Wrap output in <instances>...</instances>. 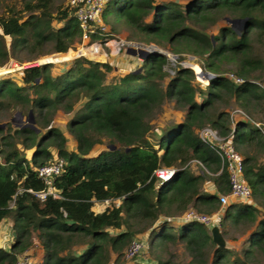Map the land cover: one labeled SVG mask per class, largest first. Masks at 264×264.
<instances>
[{"label":"trees","instance_id":"obj_1","mask_svg":"<svg viewBox=\"0 0 264 264\" xmlns=\"http://www.w3.org/2000/svg\"><path fill=\"white\" fill-rule=\"evenodd\" d=\"M101 19L109 36L125 26L129 39L192 55L214 76L200 84L195 69L178 62L175 67L186 68L169 75L162 70L173 69L164 64L165 53L159 62L145 56L140 71L109 82L114 65L85 57L59 73L47 63L19 70L18 80L0 76V223L10 219L13 229V241L0 247V264H15L35 241L42 250L38 264H264V0H108ZM222 20L209 36L206 30ZM0 29V68L12 59L72 55L82 36L66 0H0ZM110 45L118 49L116 41ZM92 46L94 59H101ZM165 102L182 118L154 135L151 117ZM58 113L66 116L62 124ZM16 115L23 123L12 121ZM29 116L36 129L26 125ZM204 127L242 156L249 198L221 207L217 194L229 193L228 175L200 138ZM104 140L109 147L93 154ZM56 157L63 160L54 182L59 197L42 201L28 190L44 189L36 170ZM161 168L174 172L158 184L154 171ZM189 209L220 211L222 236L241 244L217 247L209 226L174 222ZM138 234H146L150 262H124ZM176 245L185 262L171 251Z\"/></svg>","mask_w":264,"mask_h":264},{"label":"built area","instance_id":"obj_2","mask_svg":"<svg viewBox=\"0 0 264 264\" xmlns=\"http://www.w3.org/2000/svg\"><path fill=\"white\" fill-rule=\"evenodd\" d=\"M108 0H66V3L73 8V12L76 20L79 23V27L82 32L83 38H87L94 32H99L103 36H108L107 27L103 24L101 19V12ZM119 48L120 46H133L138 48H146L142 44H134L132 42L123 41L122 39L118 40ZM157 60V59H156ZM40 62L38 60L27 61V62H17L11 61L9 67L1 68L3 73L15 72L21 69L36 66ZM0 74V75H2ZM227 76L234 80L235 82H240V78L236 77L232 73H228ZM259 86L264 90V79L259 82ZM256 126L259 123H254ZM199 136L203 141L209 142L211 147L215 150L217 155L220 158L221 169L225 168L228 175L229 183V193L227 194H217L218 201L220 205L224 206L228 203V198H238V199H247L250 196V188L243 180L242 170V156L235 151L233 146L225 140L224 137H221L216 131L212 130L209 127H204L199 131ZM63 170V160L61 158H54L51 162L46 163L42 166H39L36 170L37 176L43 181L44 189L39 191H30L34 196L42 201L48 197L58 198L59 192L54 187V182L61 174ZM174 170L172 168H161L154 171V174L159 179L158 184L161 182L167 181L172 175ZM107 201V200H106ZM13 202L11 203V205ZM178 220H192L200 222L206 226L213 224L218 225V215L217 213L208 215L204 213H199L193 209H189L180 215ZM146 244L144 241L134 238L131 240L129 246L124 251L125 260H132L138 256L141 252L146 249ZM15 264H33L30 253L28 250H25L21 254Z\"/></svg>","mask_w":264,"mask_h":264},{"label":"rangeland","instance_id":"obj_3","mask_svg":"<svg viewBox=\"0 0 264 264\" xmlns=\"http://www.w3.org/2000/svg\"><path fill=\"white\" fill-rule=\"evenodd\" d=\"M12 2L13 1H11V3ZM20 6L21 5L18 2L17 7L20 8ZM224 23H225V21H223V20L219 21V22H217V24L215 26H212L209 29H207L206 32L209 34V36H212L216 32L217 27L224 24ZM53 24H54V26H58V24L55 22ZM105 26L107 27V25H105ZM108 31L109 30L107 27V32ZM0 32H2L1 29H0ZM113 34L114 35H111V36L105 37V38H104V36H100L98 39H94V38L92 39L90 35L87 38H83V36H81L80 43L74 49H70L74 52L72 55H68V56L64 55L62 57L56 52V53H51V54H47V55H41L36 60H38V62H43V61L54 62V63H52L53 66L51 68L52 73H59L60 71L67 68L69 66L71 60L74 59L73 57L78 56V55H81L78 57H85V58L90 59V60H96V61H100V62H110L114 65V70H112L111 72H109L107 74L106 82H109L111 80H115L117 77L123 75L124 73H126L129 70H132V71H138L139 70L140 71L139 67H140V64L142 63V59H144V57L148 54L150 49L142 48L143 49L142 50L143 56H136L134 54L133 55L127 54L125 51L126 47L120 46L119 52L113 57L114 51H118V49L113 50L111 45H110V42L116 41L117 47L119 44L118 40H120V39H122L123 41L132 42L136 45L142 44L143 46H147V47H148V44L137 42L135 40L129 39L130 30L128 28H126L125 26H123L122 28H120L119 31H117L116 33H113ZM5 40L8 41L9 37L5 36ZM149 44H154V43H149ZM92 45H96L99 48L100 53H102L100 56L101 59H99V60L94 59L96 57L93 56V53H92L93 52V46ZM129 47L138 49L139 46H137V47L129 46ZM157 48H159V49H157ZM157 48H154L153 52L154 51H158V52L162 51V52H160L159 54H158V52H156L155 55H153V56L151 55L155 60H156V57H158L161 53L170 52V50L167 47L157 46ZM109 53L113 54V55H111L112 57L108 56ZM170 53L173 54L172 52H170ZM61 54H65V52L61 53ZM174 55L181 56V57L176 60V58L172 59L169 56L170 57V58L168 57L170 60L169 65L174 66L176 64V62L181 63L182 61L187 62L188 65H190V64L194 65L198 69L197 78L195 75V80L200 84L201 83L207 84V83H205L207 78H205V76H204V74L206 72H204L205 70L203 71L200 69V67H199L200 63L196 57L193 56L194 58H189L188 54H186L185 56H182L181 54L178 55V54L174 53ZM11 61H15V60L12 59ZM162 70L166 71L167 73L170 71L167 68H164V69L162 68ZM2 73H3V69L0 68V74H2ZM0 76H9V77L13 78L14 80H18L19 71H15V72L8 73V74H2ZM167 79H168V76H164V81ZM11 112H8L6 114L4 113L2 119H4L6 116L10 117ZM58 114L59 115L56 118V123H59V124L64 123L66 116H64L61 113H58ZM181 118H182V113L172 108V102H165L164 104H162L161 109L157 110L154 113V115L151 117L150 124H151L154 135L157 134L159 128H161L163 125L171 123V122H175V121H180ZM12 121L15 124H20V123H23L22 121H24V120H23V118H20L19 116L16 115V117H14V116L12 117ZM69 147H72V140H70V139L68 140V143H67V148L69 149ZM107 147H109L108 141L104 140V144H102L100 146L97 145L93 148V154L99 152L100 150H106ZM191 166L193 167V169L196 170L194 165L191 164ZM102 203H104V202H102ZM108 203H110V201ZM108 203H104V204H108ZM115 203L117 204V202H115ZM96 207L100 208V207H102V205L97 203ZM174 220H177V218L176 219L174 218ZM12 231H13L12 221L10 219H4L0 223V246H2L4 248H7L9 246V243L13 241ZM232 233L234 236L237 235V232H232ZM144 235L145 234H138L136 238L144 241V243L146 244V247H147L146 236L144 237ZM240 239H241V237H240ZM225 241H226V244L230 243L231 246H234V249L238 248L236 244H238V243L241 244V240L229 241V240L225 239ZM36 246H38V247H36ZM31 247H32V250H34V251L31 253L30 257H31L33 264H36L39 260V257L41 254V249H40V247L36 241L33 243V245ZM76 247L77 246H75L74 248H76ZM146 250H147V248L133 259L135 261H140L143 263L150 262V260L147 257L148 255L146 254ZM171 251L176 256V260L185 262V260L187 259L186 254H185L181 245H176V246L172 247ZM133 259L132 260L131 259L125 260V258L123 257L124 262H128V263H133V261H134ZM112 260H113V257H112Z\"/></svg>","mask_w":264,"mask_h":264},{"label":"water","instance_id":"obj_4","mask_svg":"<svg viewBox=\"0 0 264 264\" xmlns=\"http://www.w3.org/2000/svg\"><path fill=\"white\" fill-rule=\"evenodd\" d=\"M147 48L151 50V51L149 50V52H148L147 55H152V56H153V55H155L156 52H158V51H154V52H153V49H154V48H157V46L154 45V44H148V47H147ZM157 49H159V48H157ZM119 50H120V49H118V51L113 55V57L119 52ZM142 50H143V49H141V48L136 49V48H132V47H126V49H125V51H126L127 54H132V55L134 54V55H136V56H143V54H142ZM160 52H162V51H160ZM160 52H158V54H159ZM59 53H62V52H59ZM169 53H170V52H169ZM161 54H163V53H161ZM147 55H146V56H147ZM181 55H182V56H185L186 54H181ZM78 56H81V55H78ZM78 56H75V57H78ZM110 56H111V55H110ZM75 57H73V58H75ZM111 57H112V56H111ZM188 57H193V56H192V55H188ZM160 60H161V56L159 55V57L157 58L156 62H157V61L159 62ZM47 63H53V62H50V61H43L41 64H47ZM161 63H162V62H160L159 65H160ZM164 64L166 65V64H169V63L165 62ZM172 67H173V69H172L171 71H169L171 74L174 72V70L182 69V68H186V67H175V66H172ZM205 72L209 75L210 79L213 78L214 75H213L212 73L207 72V71H205ZM194 75H195V74H194ZM196 78H197V76H196ZM26 125H28V126H30V127L36 129V127H34V125H33V118H32L31 116H29V119H28ZM0 126H2V124H0ZM209 233H210V237H211L212 242H213L217 247H221V248H223V247L226 246V241H225L224 237L222 236V233H221V231H220L218 225H216V224L210 225V226H209Z\"/></svg>","mask_w":264,"mask_h":264},{"label":"crops","instance_id":"obj_5","mask_svg":"<svg viewBox=\"0 0 264 264\" xmlns=\"http://www.w3.org/2000/svg\"><path fill=\"white\" fill-rule=\"evenodd\" d=\"M204 188L208 191V192H215V190H214V187L212 186V184L211 183H206V184H204ZM239 201H241V199H238V198H232V197H229L228 198V203H235V202H239ZM104 203H108L109 201H103ZM98 204H100V205H102L103 203L102 202H97ZM102 203V204H101ZM221 207L223 208V206L221 205ZM215 213H217V215H218V220H219V215H220V211H218V212H215ZM214 214V213H213ZM178 220V219H177ZM179 221V220H178ZM178 221H174V222H176V223H179ZM175 225V223H172V225ZM12 235H13V233H12ZM146 236V234L144 235V237ZM0 247H2V246H0ZM36 247H38V246H36ZM40 247V246H39ZM4 248V247H3ZM39 249V248H38ZM41 249V248H40ZM34 250H32V247H30L29 249H28V253H32ZM37 251V250H36ZM41 255H42V250H41V254H40V257H41ZM40 257H39V260H38V262L36 263V264H38L39 263V261H40Z\"/></svg>","mask_w":264,"mask_h":264},{"label":"bare ground","instance_id":"obj_6","mask_svg":"<svg viewBox=\"0 0 264 264\" xmlns=\"http://www.w3.org/2000/svg\"><path fill=\"white\" fill-rule=\"evenodd\" d=\"M118 46H119V44H118ZM119 48V47H118ZM117 51H114V53L113 54H115ZM163 53H165V54H167V55H169L172 59H174L175 58V55H173V54H170L169 52L168 53H166V52H163ZM112 53H109L108 54V56H110V55H113ZM189 58H193V57H189ZM54 63V62H53ZM181 64L183 65V66H188V67H192V68H194L195 69V71H196V73H198V69H197V67L196 66H194V65H188L187 64V62H185V61H182L181 62ZM204 76H205V78H208L209 77V75L207 74V73H205L204 74Z\"/></svg>","mask_w":264,"mask_h":264},{"label":"clouds","instance_id":"obj_7","mask_svg":"<svg viewBox=\"0 0 264 264\" xmlns=\"http://www.w3.org/2000/svg\"><path fill=\"white\" fill-rule=\"evenodd\" d=\"M101 36H103V35H101ZM105 37H109V35H108V36H104V38H105ZM141 49H142V48H141ZM62 53H63V52H62ZM158 57H159V56H158ZM158 57H156V59H157ZM76 58H77V57H76ZM41 63H42V62H40L39 65H42ZM4 68H6V67H4ZM9 73H12V72H9ZM5 74H8V73H5ZM210 80H211V79H208L207 82H205V83H208ZM12 202H13V204H14V198L12 199L11 203H12ZM11 203H10V206L13 205V204L11 205ZM30 247H31V246H30ZM30 247H28L26 250H28ZM23 253H24V252H23ZM23 253H22V254H23ZM30 255H31V253H30Z\"/></svg>","mask_w":264,"mask_h":264}]
</instances>
